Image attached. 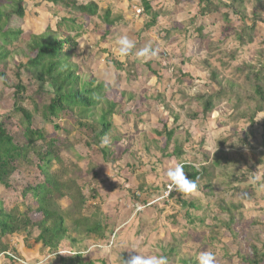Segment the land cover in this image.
Instances as JSON below:
<instances>
[{"label": "rangeland", "instance_id": "374dc122", "mask_svg": "<svg viewBox=\"0 0 264 264\" xmlns=\"http://www.w3.org/2000/svg\"><path fill=\"white\" fill-rule=\"evenodd\" d=\"M89 1L98 5L99 14L93 19L76 16L85 27L78 40L74 61L81 72L110 86V95L117 94L120 100V94L126 92L134 99L129 101L125 96L120 115L114 119L118 127L114 134L120 135L121 139L117 145L113 141V146L109 139L110 153L107 155H103L102 148H86V134L75 127L73 116L58 121L62 129H68L69 135L66 132L56 135L63 140L69 139L70 144L75 143L74 151L65 150L63 157L82 170V178L76 180L79 185L85 184V190L89 186L98 190L96 201L90 199L87 202L85 215L89 220L96 215L94 220L107 225L108 236L113 233L108 238L110 245L94 251L93 248L100 247L96 239H85L81 243L79 240L85 238L84 234L73 232L71 236L79 239L76 243L62 241L58 251L40 253L41 244L34 242L36 234L31 240H25L30 246H25L24 237H16L11 240L19 253H16L15 264H57L60 256L69 261L72 251L81 253L91 264H122L121 258L128 260L138 254L164 255L169 264H184V260L191 259L198 264L196 257L204 250L215 254L216 264H246L242 259L251 256V246L264 244V168L257 170L261 167H256L249 172L242 164L237 168L228 165L237 171L236 181L231 180L230 187L223 186L224 180L215 170L209 178L197 181L198 195L172 192L173 196L166 198L164 193L170 183L167 169L176 163L187 162L199 169L209 165L219 150L229 159L241 153L248 162L253 161L252 154L264 152V109L251 127L247 120L238 118L239 114L234 111L235 101H223L207 119H189L195 111L201 112L193 97L211 91L209 71L202 65L206 60L219 71L218 78L223 85L227 87L235 82L244 93H250V84L233 71L242 65L258 66V52L264 53V24L258 25L253 44L241 47L236 33L242 21L228 9L220 8L212 16L201 17L198 0H79V3ZM144 1L157 15V20L152 21V15L145 10L141 14L136 12V9H144ZM27 4L25 38L31 34L41 35L48 27L56 29L61 18L69 17L57 9L34 8ZM245 8L247 20L244 21L250 25L252 13L262 10L254 0H246ZM107 11L115 22L108 35L103 21ZM123 36L132 39L135 48L121 59L116 50ZM149 43L158 50V55L151 59L138 56L136 53ZM23 47L19 43L11 50L15 52ZM232 53L234 57L230 58ZM25 61L19 54L12 56L5 71L8 84L19 82L14 65ZM153 71L158 77L152 74ZM179 72L187 73L191 78L179 83ZM20 75L26 97L32 98L39 108L33 126L54 135L44 118L51 95L41 91L29 74L22 71ZM13 92L10 86L0 82V114L5 120L15 114ZM31 102L26 100L24 106L32 109ZM248 107L252 108L253 103L248 102ZM175 115L180 120L173 125ZM16 119L8 120L7 128L18 135ZM166 119H169V129H176V137L185 141L181 160L170 157L174 151L173 143L163 153L166 140L155 135L162 129L160 121ZM240 141L246 144L242 145ZM92 166L95 174L89 171ZM257 175L259 179H255ZM76 176L71 174L64 180ZM41 179L35 165L21 164L12 177V189L0 187V200L5 208L22 211L24 206H29L31 201L28 195L22 194L23 187ZM209 183L212 193L206 189ZM181 201L192 203L196 208L182 207ZM222 203L236 207L233 213L239 224L230 229L226 227L228 216L221 217L219 207ZM68 205L65 201L59 204L63 210H67ZM201 218L205 220L204 225L199 223ZM87 247L91 254L87 253ZM0 264L11 262L2 257Z\"/></svg>", "mask_w": 264, "mask_h": 264}, {"label": "trees", "instance_id": "16d2710c", "mask_svg": "<svg viewBox=\"0 0 264 264\" xmlns=\"http://www.w3.org/2000/svg\"><path fill=\"white\" fill-rule=\"evenodd\" d=\"M198 1V14L201 17L212 16L220 8L228 9L240 17L242 26L236 33V39L241 47L253 44L258 25L264 24V0H254L262 11L252 13L250 25L244 21L247 20L246 0H218L217 4L214 0ZM27 3L34 8L57 9L65 12L69 17L61 18L56 29L48 27L41 35L31 34L29 38H25L24 19L27 14ZM144 10L152 15V21L157 20V15L151 12L150 5L146 1H144L143 12ZM74 14L75 17H71ZM98 14L99 7L94 1L80 4L79 0H0V82L14 90L12 110L15 113L7 120L0 114V187L5 190L12 189V177L21 164L35 165L42 178L36 184H26L23 187L22 194L28 195L31 203L29 206H24L22 211L18 208L8 210L0 200V258L4 257L11 264L17 263L18 260L16 253H19L11 242L16 237H24V244L27 246L29 241L25 240H31L36 234L34 242L41 244L40 253L58 251L62 241L76 243L79 239L71 236L73 232L84 234L85 238L79 240L81 243L85 239H96L99 243L97 246L100 245V247L93 248L94 251L110 245L108 238L113 233L111 232L108 236L107 225L94 220L96 215L93 216V220H89L85 215L87 202L90 199L96 201L99 195L98 190L92 186L85 190V184L79 185L76 180L82 178V170L77 164H72L63 157L65 150L74 151L75 143L70 144L69 139L63 140L56 135L59 132H66L69 135L68 129H62L59 122L67 116H73L75 127L86 134L84 145L88 150L102 148L103 155H107L110 153V146H101V139L107 136L111 139L112 146L113 141L117 145L121 139L120 135L114 134L118 128L114 124V119L120 115V109L128 94L121 93L120 100L117 99V94L110 95L112 92L110 86L81 72L74 61L78 40L84 33L85 27L76 19V16L93 19ZM227 16L225 14L226 19ZM103 21L108 35L110 28L115 24L110 18L109 11L104 14ZM201 31L202 28L199 32ZM19 43L24 47L13 52L11 49L16 48V44ZM14 54L23 56L26 61L14 65L19 82L10 85L5 71ZM229 57H234V53ZM258 57L260 59L257 67L242 65L233 71L250 84L251 90L248 94L244 93L242 87L235 82H231L227 87L223 85L218 78L219 71L208 60L202 62L209 71L208 80L211 91L193 97L201 112L195 111L189 119L193 121L200 117L207 119L223 101H235L234 111L239 114L238 118L247 120L250 127L254 126L256 118L264 109V53L259 51ZM22 71L30 75L41 91L51 95L50 102L45 108L44 118L51 126L54 135L33 126V118L39 112V108L35 102L33 103L32 98L25 95L26 87L19 79ZM152 74L158 77L156 72L153 71ZM190 78L191 76L187 73L179 72L177 81L182 83ZM127 99L132 101L134 97L129 95ZM26 100H32V109L24 106ZM248 102L253 103L252 108L248 107ZM12 117L17 118L16 128L20 133L18 135L8 131L7 121ZM229 118L231 119L230 116ZM172 119L173 125H176L180 117L175 115ZM168 122L169 119L161 120L162 129L155 135L166 140L163 153L167 152L173 143L174 151L170 157L181 160L185 151V141L176 137V129H169ZM203 142L204 140L201 141ZM240 142L242 145L246 144L245 141ZM252 155L253 161L248 162L241 153H237L236 158L229 159L223 151L219 150L213 155L209 165H203L199 169L187 162L181 163L185 165V173L190 179L201 181L204 177L212 176L213 171L216 170L217 176L224 180L223 186L230 187V181H236L235 172L237 171L229 168L228 165L237 168L242 164L248 168L249 172L256 167H261L257 170L264 168V152ZM93 170L94 167H90L89 171L95 174ZM71 174H77L76 178L64 180ZM206 189L211 193L213 191L210 183ZM177 193L181 192L177 190L173 192V194ZM173 194L171 193L170 196ZM62 201L69 203L67 210L59 206ZM181 204L185 208H196L192 203L187 204L181 201ZM219 208L221 217L228 216L226 222L228 229L238 223L233 213L236 207L222 203ZM204 222V218L199 219L201 225H204ZM81 228H83L82 231ZM88 248L87 253L91 254L92 251ZM251 250V256L242 260L246 264H264V244L260 247L252 245ZM69 259L67 261L68 259L60 256L57 264H91V261L84 260L82 254L75 251H72ZM183 263L197 264L193 259L184 260Z\"/></svg>", "mask_w": 264, "mask_h": 264}, {"label": "clouds", "instance_id": "9594fccd", "mask_svg": "<svg viewBox=\"0 0 264 264\" xmlns=\"http://www.w3.org/2000/svg\"><path fill=\"white\" fill-rule=\"evenodd\" d=\"M135 48V42L123 36L118 41L117 53L121 59L127 57ZM138 56L146 59H151L158 55V50L153 49L151 44H147L137 53ZM110 143L107 136L101 139V146H107ZM185 165L183 163H176L169 167L166 172L167 179L170 181L169 188H174L186 196H195L199 194V185L195 179H190L185 173ZM255 179H259L257 175ZM167 194V193H166ZM198 264H216V257L212 251L204 250L198 253L196 257ZM122 264H169L168 258L164 255H142L138 254L132 256L128 260L121 258Z\"/></svg>", "mask_w": 264, "mask_h": 264}, {"label": "built area", "instance_id": "2783aa9c", "mask_svg": "<svg viewBox=\"0 0 264 264\" xmlns=\"http://www.w3.org/2000/svg\"><path fill=\"white\" fill-rule=\"evenodd\" d=\"M136 12L138 13V14H141L142 12H143V10L141 9H136ZM176 191V189H174V188H169V185H167L166 186V191H165V193H164V196L166 197V198H168L170 195H171V193L172 192H175ZM167 193V194H166Z\"/></svg>", "mask_w": 264, "mask_h": 264}]
</instances>
